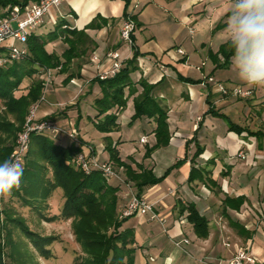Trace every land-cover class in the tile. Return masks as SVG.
Wrapping results in <instances>:
<instances>
[{
  "label": "crops",
  "instance_id": "1",
  "mask_svg": "<svg viewBox=\"0 0 264 264\" xmlns=\"http://www.w3.org/2000/svg\"><path fill=\"white\" fill-rule=\"evenodd\" d=\"M128 1V12L136 14L138 23L141 24L135 29L133 35L134 45L141 53L138 58L140 69L131 77L136 83L141 78L151 84L160 83L157 94L163 105L169 109L168 122L171 132L168 146L155 150L148 158H144V152L142 159L135 161L146 168H152L157 176H162L170 166L188 156L185 164L173 169L163 182L146 188L143 193V196L154 204L157 217L152 218L151 214L137 217L136 225L138 226H131L136 232L137 263L147 264L150 258H154L155 264H162L158 261V255H160L166 259L165 263L188 264L183 258L189 254L188 246L193 242L189 236L194 231L187 221L186 214L180 215L176 208L177 202L182 200L184 203L194 202L199 211L210 221L209 237L203 239L194 252L207 256L214 264H223L224 261L228 264L234 250L241 247L255 258L254 264H264V139L258 140L248 136L246 132L239 135L229 131L225 120L207 113L210 106L206 99L210 92L211 106L220 113H224L230 120L253 131L264 128V87H253L242 82L232 68V64L228 68H216L218 58H214V54L222 44L229 41L230 34L225 29V25L231 1ZM125 6L126 0H64L59 7L55 8L54 13L45 16L44 21L55 22L66 19L70 27L83 29L98 15L110 20L101 30H87L98 44L91 57L94 54L97 55L100 59L99 64L93 62L85 64L81 70V76L72 78L68 82H65L66 74L59 72L56 74L55 81L60 90H67L66 97L72 91V98L68 100L66 110H63L64 112L56 110L52 113L44 109L46 114L52 113L48 115V118L56 114L54 119L66 120L70 118L68 107L74 110L79 107L82 99L84 101L86 98L91 99L92 109L87 114V118L92 128L88 133H83L80 129L79 132L81 141L92 147L95 151L93 155L98 153L99 157L101 152H106L104 150L106 134L95 133L93 130L96 129L89 119L96 114L93 103L101 94L100 87L92 85L91 81L100 71L108 68L109 62L106 61L105 56L111 49L121 54L120 59L123 62L133 55L132 47L127 49L123 47L124 41L120 37ZM5 9H0V13H4ZM112 19L116 21L112 22ZM196 34H199L201 39L197 43L194 41ZM187 38L191 39L189 43H186ZM178 48L184 49L186 55L178 54ZM201 50L204 56H201ZM198 57L197 61L202 60L204 67L196 66L194 58L198 59ZM219 59L222 61L221 57ZM179 75L193 80H204V82L202 84L186 83L179 80ZM208 77L232 86L252 87L253 95L243 100H239L238 97L223 96L216 85L208 81ZM139 90L141 91L142 88ZM133 99L134 96L129 98L126 109L119 114L120 130L110 134L123 160H127L129 156L124 158L121 155L122 137L116 140L115 134L118 135L123 125L130 123L135 113ZM249 99L253 102L250 103ZM44 100L52 101L48 100L45 94ZM60 113L62 115H59ZM139 120L151 126V131L146 135L153 139L151 144H141H145L146 147L152 146L156 141L154 134L156 122L147 118ZM195 135L199 144L205 149L196 162L199 167H207L209 171H212V177L221 187L220 190L202 182H188L191 170L190 160L196 151V144L190 142L187 148V142L191 141ZM91 137H100L101 141L97 145ZM241 151L246 153V159L237 156ZM210 161H214V165L208 167ZM130 192V188L120 192L121 200H124L125 204L130 200L128 196ZM226 195L245 196L247 202L240 211L229 209L224 215L222 200ZM217 217L226 219L228 222L230 217L237 224L245 227L247 232L237 230L239 235L232 237V243H228L230 246L222 250L219 241L223 240L224 233L217 227V224H221L217 223ZM151 222H159L163 227L165 236L160 248L155 245V241L162 234L151 227ZM139 227L143 229L140 230ZM186 240L187 243H185ZM171 246L174 248L168 250ZM149 247L153 250L148 249Z\"/></svg>",
  "mask_w": 264,
  "mask_h": 264
},
{
  "label": "trees",
  "instance_id": "2",
  "mask_svg": "<svg viewBox=\"0 0 264 264\" xmlns=\"http://www.w3.org/2000/svg\"><path fill=\"white\" fill-rule=\"evenodd\" d=\"M37 1L0 0V9L14 6L24 8ZM128 5L129 1L126 0L122 19L131 18L135 22L136 29L141 24L138 23L136 14L128 12ZM114 21L116 19H112V22ZM109 22V19L101 15L96 16L83 29L70 27L66 19L44 22L31 31L27 37L24 43L26 51L23 58L9 60L0 66V100L5 108L0 114V162L10 159L30 107L38 104L44 94L43 79L35 77L40 73L44 74L59 68L60 74L67 75L65 82L75 77L79 78L83 66L89 63L91 54L98 47L97 42L87 30H101ZM56 41H61L65 45L62 53L51 51L48 48L50 43ZM132 50V57L123 62L122 68L117 73L105 79L96 76L91 81L92 85L100 87L101 94L93 103L96 114L89 119L98 133L106 134L104 150L109 153V158L103 162L112 164L116 173L122 172L131 192L137 197H143L146 188L163 182L173 169L181 167L188 161V156L186 155L184 159L170 166L162 176H157L152 168H146L130 156L128 160L120 157L119 150L110 134L120 130L119 114L126 109L128 100L132 96H134L135 113L130 124L143 118L156 122L154 130L156 141L146 148L144 158L150 157L155 150L168 146L171 139L168 122L169 109L163 105L157 94L160 83L151 84L144 78L136 83L131 77L140 69L138 58L141 56L134 45V36ZM231 55V47L227 41L214 54V58H218L216 68H228L231 64ZM27 79H32L28 93L16 97L14 92ZM179 80L191 84L204 82V80H193L181 75H179ZM242 87L251 90V95L245 98L253 95L252 87ZM139 88L142 90L140 91ZM209 97L210 92L206 99L210 106L207 113L225 120L229 131L239 135L246 132L248 136H253L258 140L264 139V128L253 131L233 122L224 113H220L211 106ZM9 116L13 120L9 119ZM50 118H56V114ZM58 137L36 131L31 133L29 150L22 165V179L19 188L13 190L14 196L19 198L23 205L41 214L46 208L44 205L53 193L57 189L63 191L64 203L60 215H54L47 220H72L76 241L85 254L76 264H138L137 250L134 246L136 243L135 229L133 227L123 228L124 222L129 217L120 218L121 186L111 184L110 177H107L100 169H92L87 173L73 163V158L77 154L87 150L84 147L86 143L81 141L80 132L77 142L58 143L56 141ZM190 142H195L196 151L190 160L191 170L188 182L198 181L220 190L221 187L212 177V171H209L207 167H199L196 162L204 152V147L199 144L196 135L187 142V148ZM94 152L93 150L92 154ZM213 165L214 161L208 163V167ZM246 202L245 196L226 195L222 200V212L225 215L229 209L240 211ZM176 208L180 215L186 214L187 221L192 225L197 238L207 239L209 237L210 221L199 211L194 202L184 203L179 200ZM3 214V220L0 219V264H7V260L10 264H31L33 254L27 247L28 242L24 240L30 241L41 257L45 259L53 257L50 247L56 241V237L42 236L32 231L25 219L12 209L4 211ZM228 219L231 227L239 232H247L245 227L237 224L230 217ZM147 264L153 263L149 259Z\"/></svg>",
  "mask_w": 264,
  "mask_h": 264
},
{
  "label": "rangeland",
  "instance_id": "3",
  "mask_svg": "<svg viewBox=\"0 0 264 264\" xmlns=\"http://www.w3.org/2000/svg\"><path fill=\"white\" fill-rule=\"evenodd\" d=\"M55 11H56V9L52 8L50 12L54 13ZM166 14H168V13H166ZM200 40L201 39L199 38V34H196L194 36V41L197 43ZM189 41H191V39L187 38L186 43L187 42L189 43ZM123 47H126V49L131 48V46L126 42H123ZM48 48L51 51H56L58 53H62V51L65 49V45L61 41H56V42L50 43L48 45ZM201 52H202V50H201ZM119 55L121 56L120 53H119ZM93 56H95V54ZM201 56H204V52H202ZM194 59L196 62L195 63L196 66L197 65L201 66V67L203 66L204 63L202 60L200 62L197 61V60H199V57H198V59L197 58H194ZM89 62H91V60ZM206 68H208V67L206 66ZM58 72H59V68L54 69V70H50L51 81L48 84V87H46V89H44V94H45V96L47 95L48 100H52V101L48 102L45 100H41L38 103V106H40V109H37L35 111L34 119L36 121H38V120H44L47 117L46 119L55 120L56 122L63 125L66 129H69V130L71 129V126L69 125V123L71 122V123H73L74 128H76L78 130L80 129L81 132H83V133H85V132L88 133L89 130H91V128H92V126H91V124L87 118V114L92 109L91 99L86 98L85 101L82 99V102L80 103V105H78L79 107L74 109V110L70 109L72 107H68V109L70 110V112H69L70 118L69 119L56 120V119H53L50 117L48 118V115L54 113L56 110H61L62 112H64L63 110H66V108H67L66 106L68 105V102H69L68 100L70 98H72V93H71L72 91L70 92V95H68L66 97L65 91H67V90L66 89L60 90L61 88L57 85V82L55 81V77H56V74H58ZM46 74L47 73H44V74L40 73L35 78H41V79H43V81L45 83V79H47ZM31 82H32V79L25 80L21 84V86L14 92L15 96L19 97L21 95L27 94L28 89L31 85ZM224 84H226V86H228V87H233L230 84H227V83H224ZM238 98H240L239 100L245 99L243 97H238ZM66 101H67V103H63ZM246 101H248V99H246ZM249 102L251 103V102H253V100L249 99ZM35 105H32L30 107L27 117L31 114L32 108ZM4 109H5L4 104H3L2 100H0V114L4 111ZM44 109H48L52 113L46 114L44 112ZM59 115H62V113H60ZM9 117H10L9 119L13 120V118L11 116H9ZM27 117H26V119H27ZM93 131L95 133L97 132L96 130H93ZM150 131H151V126L147 122L142 121V120H136L132 124L128 123L127 125H123V128L120 131V133L118 135L115 134L117 137L116 140H118V138L122 137L121 140L123 141V143L120 144L121 155L124 158H127L128 156H130L134 160L142 159V155L144 152H146L147 147L145 144H141L140 138L142 135L149 134ZM91 138L93 139L94 143L97 145L101 141L100 137H96V138L91 137ZM152 140H153L152 137H148L147 143L151 144ZM56 141L58 143L62 142V143L66 144V143H69L71 140L69 138H67L66 136L62 135V136L58 137V139ZM86 146H89V145H84V147H86ZM95 156H96V158H98V160H100V161L102 160V162H103L109 158V153L108 152H105V153L101 152L100 157H99L98 153ZM135 162H137V161H135ZM117 175H118V179L112 177L109 180L110 183L113 185H120L121 190L127 191L129 187H128V183L125 182V180H124L125 179L124 176L121 173L120 174L117 173ZM119 181H121V183ZM128 196H130V193L128 194ZM146 199L148 200V198H146ZM149 202L151 203V201H149ZM46 203L47 204L44 205V206H46V208L44 210H42L41 214H39L37 211H35L31 207L23 205L21 200H19V198H17L16 196H14V193L12 191L10 195H7L6 197H0V219L3 220L4 211H10L12 209L18 215H20L21 217H23L25 219L27 225L29 226V228L32 231H34V232H36L42 236H54L57 238L56 241L50 247L52 250V253H53V257H51L50 259H45L44 257H41L39 255V253L37 252V250L34 248L33 244L28 240H24L26 243L28 242L27 247H28V249H30L31 253L33 254L31 264H76V262L79 261V258L84 257L85 254L82 252L80 244L76 241V238L74 235L72 220H57V221H48L47 220L48 218H50L54 215H60L61 209H62V206L64 203L63 191L61 189H57L53 193L51 198ZM128 203H129V201L125 204L124 200H120V204H121L120 210L122 211V209ZM154 212H155V210H154ZM142 216H145V215L129 217L124 222L123 228L135 226L136 222H137V217H142ZM219 222L221 224H219V225L217 224V227L219 229L221 228V230L224 233L223 234V240L219 241V244L221 245V249L223 250L224 248H227L230 246V245L228 246V243L229 244L232 243L231 238L238 236L239 233H238L237 229L230 226L228 220L223 219V218L219 219V217H217V223H219ZM136 226H138V225H136ZM151 227H153L159 233L162 234V236L157 241H155L156 242L155 245L158 248H160L159 246L163 242V240H164L163 238L165 236V233L163 234V227L159 222H151ZM139 229L141 230L143 228L139 227ZM213 233H215V232H213ZM189 237L193 239V242H191V245L188 246L189 247L188 248L189 254L184 256L183 260H185L188 264H214L211 262V260L209 258H207V256L204 257V256L198 255L196 252H194V249L199 245L200 242H202L203 239H199V238L197 239L196 235L193 232H191ZM179 245H180V243H179ZM208 245H205V246H208ZM173 248H174V246H171V247H169L168 250L173 249ZM148 249L153 250L151 247H149ZM238 249L234 250V252L232 253V257L229 260H231L233 258V256L236 254V251ZM240 249H241V247H240ZM158 256H159L158 261L160 263L163 264L166 262V259H164L163 257H160V255H158ZM152 263L155 264V262H152ZM7 264H10L8 260H7ZM223 264H226V261H224ZM228 264H229V261H228Z\"/></svg>",
  "mask_w": 264,
  "mask_h": 264
},
{
  "label": "built area",
  "instance_id": "4",
  "mask_svg": "<svg viewBox=\"0 0 264 264\" xmlns=\"http://www.w3.org/2000/svg\"><path fill=\"white\" fill-rule=\"evenodd\" d=\"M64 0H38L21 8L19 6L8 7L4 13H0V66L4 65L9 60H20L25 54L24 43L27 37L38 25L44 23L45 16L51 13L52 8L59 7ZM231 1V0H230ZM137 6V5H135ZM132 13V12H130ZM15 23V24H14ZM135 22L131 18H126L122 21L120 29V37L122 41L133 46V33L135 30ZM193 33V31H192ZM177 53L185 56L186 52L182 48L177 49ZM106 61L109 62L107 69L98 73V77L105 79L117 73L123 66V61L117 50L107 52ZM91 62L98 63L100 59L97 55L91 58ZM204 67V64L203 66ZM201 69V67H199ZM45 89L51 81L50 71L46 72ZM49 75V76H48ZM207 78V77H206ZM208 81L213 83L218 88V91L224 96L233 97H248L251 95V90H246L242 86L235 85L228 87L224 83L217 81L213 77H208ZM41 100H44V95ZM38 109V104L33 106L31 114L27 117L23 129L19 132L14 149L10 155V159H14L23 165L24 157L29 150L31 133H46L53 136H66L71 141H79V130L74 128L73 123H69L71 129H66L63 125L55 120L44 119L36 121L34 119L35 111ZM141 143L148 142V136L144 135L140 139ZM87 150L77 154L73 158V163L81 170L89 173L92 169H100L107 177H118L114 166L108 162H102L92 154V147L86 146ZM241 159H246V153L243 151L237 155ZM154 205L145 197H137L130 192L129 203L123 208L120 213V218H128L139 215L151 214L152 218L157 217L154 212ZM188 241L186 240L185 243ZM229 246V244H228ZM151 262H155L154 258H150ZM255 258L248 253L247 250L239 248L229 264H254ZM169 264V263H165Z\"/></svg>",
  "mask_w": 264,
  "mask_h": 264
},
{
  "label": "clouds",
  "instance_id": "5",
  "mask_svg": "<svg viewBox=\"0 0 264 264\" xmlns=\"http://www.w3.org/2000/svg\"><path fill=\"white\" fill-rule=\"evenodd\" d=\"M225 29L230 34L231 64L249 86L264 87V0H231ZM23 169L14 159L0 162V197L19 188Z\"/></svg>",
  "mask_w": 264,
  "mask_h": 264
}]
</instances>
